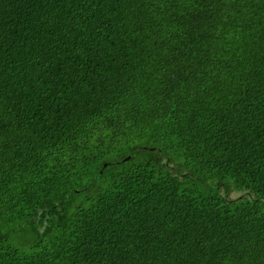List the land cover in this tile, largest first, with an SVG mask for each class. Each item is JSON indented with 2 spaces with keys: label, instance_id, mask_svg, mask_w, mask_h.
<instances>
[{
  "label": "trees",
  "instance_id": "16d2710c",
  "mask_svg": "<svg viewBox=\"0 0 264 264\" xmlns=\"http://www.w3.org/2000/svg\"><path fill=\"white\" fill-rule=\"evenodd\" d=\"M0 264H264V0H0Z\"/></svg>",
  "mask_w": 264,
  "mask_h": 264
}]
</instances>
